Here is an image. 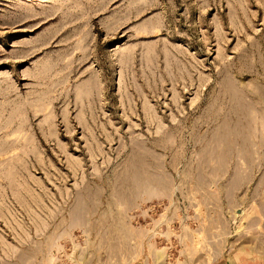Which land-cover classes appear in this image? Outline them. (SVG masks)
<instances>
[{"label":"rangeland","instance_id":"obj_1","mask_svg":"<svg viewBox=\"0 0 264 264\" xmlns=\"http://www.w3.org/2000/svg\"><path fill=\"white\" fill-rule=\"evenodd\" d=\"M0 264H264V0H0Z\"/></svg>","mask_w":264,"mask_h":264}]
</instances>
